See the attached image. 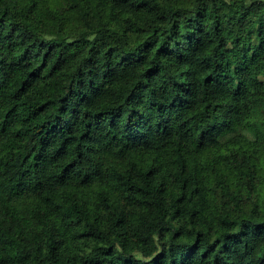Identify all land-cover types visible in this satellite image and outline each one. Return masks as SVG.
Here are the masks:
<instances>
[{"label": "trees", "instance_id": "obj_1", "mask_svg": "<svg viewBox=\"0 0 264 264\" xmlns=\"http://www.w3.org/2000/svg\"><path fill=\"white\" fill-rule=\"evenodd\" d=\"M0 264H264V0H0Z\"/></svg>", "mask_w": 264, "mask_h": 264}]
</instances>
